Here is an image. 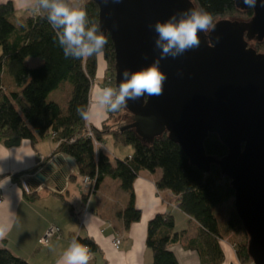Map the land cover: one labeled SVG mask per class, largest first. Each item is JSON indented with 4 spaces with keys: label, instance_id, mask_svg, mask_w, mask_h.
Here are the masks:
<instances>
[{
    "label": "trees",
    "instance_id": "1",
    "mask_svg": "<svg viewBox=\"0 0 264 264\" xmlns=\"http://www.w3.org/2000/svg\"><path fill=\"white\" fill-rule=\"evenodd\" d=\"M192 1L197 9L212 14L214 24L218 19L248 22L254 16L253 10H240L234 0ZM63 2L78 8L75 0ZM84 5L88 16L86 27L96 26L101 32L98 6L92 0H86ZM39 7V14L18 24L14 21L13 4L8 2L0 5V140L4 143L20 138L36 144L55 134L54 142L61 141L57 151L60 162L72 158L78 175L94 180V191L99 189L106 177H110L120 181L122 189L130 193L129 204L120 213L125 228L141 219L133 192L138 174L141 171L154 173L160 170L162 177L157 183L158 190L171 191L177 197V208L200 226L199 237L190 241L187 249L196 251L203 264H221L223 254L219 241L226 239L231 233L242 234L244 241L235 243L236 252L240 263L250 262L248 236L234 206L235 191L230 180L222 176L218 166H212L211 171L204 174L190 163L182 148L166 134L155 139L152 144H147L134 130L120 132L127 124L116 125V128L104 125L101 129H91L100 142L104 143V136L111 135L117 144L132 147L133 155L130 158L117 160L113 166L109 155L103 151H95L93 142L86 136V122L77 115L76 109L78 106L85 110L89 108L90 90L95 82L99 58L105 61L106 78L113 80L108 85L115 88V52L112 40L107 35L108 44L102 56L84 59L66 57L57 35L58 32L62 34V28L53 29L47 19L50 10L40 4ZM255 42L257 47L264 49V41ZM28 59H37L42 63L31 67ZM4 76L12 80V87L7 84ZM64 85L69 86L71 92L66 108L50 99V95ZM124 110L123 106L114 113L109 111L108 121ZM204 147L208 156L217 159L228 154L227 148L214 134L209 135ZM22 175L12 176V181L21 185ZM39 177L55 182L57 175L53 167H47L42 175L37 176L41 180ZM33 196L27 198L33 200ZM183 235L184 233L175 231L171 215L154 217L149 222L146 240L147 247L153 252V264H179L170 247L179 243ZM79 241L89 248V253L98 251L91 240ZM0 264L29 263L14 256L5 247L0 249Z\"/></svg>",
    "mask_w": 264,
    "mask_h": 264
},
{
    "label": "water",
    "instance_id": "2",
    "mask_svg": "<svg viewBox=\"0 0 264 264\" xmlns=\"http://www.w3.org/2000/svg\"><path fill=\"white\" fill-rule=\"evenodd\" d=\"M92 1L99 8V29L114 46L116 91L157 60L166 76L162 95L127 100L124 108L133 121L120 132L134 130L147 144L166 134L204 174L218 166L235 191L248 255L254 264H264V54L249 47V42L264 41L261 0L255 8L234 0L240 10H253V18L216 22L207 36L199 34V48L176 58L162 56L154 26L173 17L174 23L187 18L197 9L192 0ZM211 134L228 150L222 159L206 154L204 144ZM21 141L13 138L3 145L11 149ZM67 161L75 167L72 158Z\"/></svg>",
    "mask_w": 264,
    "mask_h": 264
},
{
    "label": "crops",
    "instance_id": "3",
    "mask_svg": "<svg viewBox=\"0 0 264 264\" xmlns=\"http://www.w3.org/2000/svg\"><path fill=\"white\" fill-rule=\"evenodd\" d=\"M8 2L15 8L14 21L18 24L40 12L38 0H0V5ZM41 63L37 59H28L31 67ZM4 78L12 87V80L8 76ZM106 87H110L106 83V64L103 58H99L89 96V108L93 114L86 124L90 127L101 129L109 125V111L100 106L96 97V92ZM59 90L62 91L61 97H53V100L65 107L71 94L70 87L64 85ZM107 136H104V141ZM0 144V231L3 232L0 235V249L6 247L14 256L29 264H57L75 237L91 240L98 248L97 252L89 253L88 264H153V252L146 244L149 222L157 215L167 214L174 218L175 231L184 233L181 241L170 247L178 263L203 264L196 251L187 249L190 241L199 237L200 226L177 208V197L171 191L158 190L157 183L162 177L160 170L154 173L141 171L138 174L133 192L141 219L125 228L120 213L127 208L130 193L122 189L120 181L106 177L97 191L88 194L89 186L78 175L77 166L73 167L68 158L66 162H60L57 153L59 145L51 136L36 144L22 140L19 147L11 149L2 148V140ZM116 146L122 145L116 143ZM103 152L109 155L107 145ZM112 152L113 166L117 160H125L133 155L130 149L122 152L116 148ZM47 167L54 168L57 175L55 182L37 179ZM19 174H23L21 185L12 181V176ZM22 182L31 186L34 191L32 195L25 193ZM50 228H58L61 238L51 241L48 246L39 245ZM234 235L231 233L219 241L223 254L221 264H240ZM116 236L122 238L119 250L113 247Z\"/></svg>",
    "mask_w": 264,
    "mask_h": 264
},
{
    "label": "clouds",
    "instance_id": "4",
    "mask_svg": "<svg viewBox=\"0 0 264 264\" xmlns=\"http://www.w3.org/2000/svg\"><path fill=\"white\" fill-rule=\"evenodd\" d=\"M257 0H243V4L250 8L256 7ZM41 7L49 9L47 19L53 29H61L57 33L60 37V44L64 47L65 56H72L76 59L99 57L104 54L105 46L108 44L107 36L99 32L96 26L87 28L88 16L86 6L81 3L78 8L68 6L63 0H39ZM261 7H264V0H261ZM175 17L167 22L157 21L154 26L158 34L156 40L157 47L162 49V56L171 55L176 58L184 52L200 47V33L205 36L210 30H215L213 16L203 9H192L187 18H183L179 23H174ZM99 32V34H98ZM211 46V42L209 41ZM160 61L157 60L152 66L137 71L131 75L130 79H125L119 85L118 92L106 87L96 92L98 103L109 111H117L126 105L127 100H139L145 94L148 96H160L163 94V85L166 76L158 67ZM127 78V70L123 72ZM77 115L85 122L90 121L92 111L85 110L78 106ZM0 235L3 232L0 231ZM90 260L89 248L73 237L68 248L63 252L57 264H88Z\"/></svg>",
    "mask_w": 264,
    "mask_h": 264
},
{
    "label": "built area",
    "instance_id": "5",
    "mask_svg": "<svg viewBox=\"0 0 264 264\" xmlns=\"http://www.w3.org/2000/svg\"><path fill=\"white\" fill-rule=\"evenodd\" d=\"M77 1L78 2H85L86 0H77ZM111 83H112V79H109L107 81V84H111ZM86 130H87L86 136H87V138H89L93 142L95 151L98 153L99 151L106 150V147L104 146L103 142H100L96 139L91 127L87 124H86ZM51 137L54 140L56 138V135L52 134ZM72 142H73V140H72ZM60 144H61V141L58 142V145H60ZM0 146H1V144H0ZM83 183L87 184L89 186L88 194H92L95 190L94 180H91L90 178L86 177V178H83ZM22 187H23L26 194H32L34 192L25 182H22ZM60 238H61L60 230L58 228H50L49 230H47V232L45 233L43 238H41V240L39 241V245L48 246L51 243V241L59 240ZM121 245H122V238L120 236H116L113 240V247L116 250H119ZM240 264H254V263H253V261H250L248 263H240Z\"/></svg>",
    "mask_w": 264,
    "mask_h": 264
},
{
    "label": "rangeland",
    "instance_id": "6",
    "mask_svg": "<svg viewBox=\"0 0 264 264\" xmlns=\"http://www.w3.org/2000/svg\"><path fill=\"white\" fill-rule=\"evenodd\" d=\"M85 2H78L77 0H75V3H76L75 6H78L79 7L81 5V3L85 4ZM227 20H232V19H227ZM216 21L218 22L219 19L216 20ZM232 21H237V20H232ZM249 44H250L249 47H251L253 49H257L261 53L264 52V49H262V47L261 48L257 47V44H256L255 41L249 42ZM109 79H111V78H106V83H107V81ZM112 82H113V80H112ZM110 87H112V85H110ZM61 92H62L61 90H58V91L53 92L50 95L51 96V99H53V97H59V96L61 97V94H62ZM65 108H66V105H65ZM112 113H114V112H112ZM132 118H133L132 115L129 112H127L126 110H124L120 114H117V115L113 116L111 118V121L109 122V125H111L112 127H115V128H116V125H118V126L123 125V124L129 125L133 121ZM99 127H101V126H99ZM104 142L107 145V151H108V154L110 155V158L111 159L114 158L113 157L114 154H113L112 151L115 150L116 148L118 150H121L122 152H126L128 149L133 150L132 147H130V146H124V147H122V146H116V143H115L116 141H115V139L113 137H108V136L105 137V141ZM105 143H103V144L106 147ZM2 148H4V145H2ZM233 239H234L235 243L237 242V244H238V243L244 241V235H242V234H235L233 236Z\"/></svg>",
    "mask_w": 264,
    "mask_h": 264
}]
</instances>
